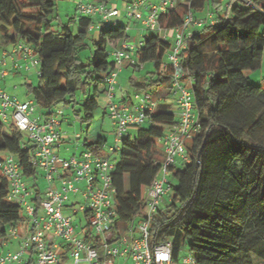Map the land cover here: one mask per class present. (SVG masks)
<instances>
[{"label": "trees", "instance_id": "obj_1", "mask_svg": "<svg viewBox=\"0 0 264 264\" xmlns=\"http://www.w3.org/2000/svg\"><path fill=\"white\" fill-rule=\"evenodd\" d=\"M55 1L0 0L1 38L8 43L22 40L33 48L39 61L37 84L28 83L26 92L41 109L42 119L59 104H78L80 108L73 109L76 117L89 125L98 107V88L102 85L105 92V76L114 67L107 40L125 37L126 25L100 23L91 53L82 60L79 51L86 46L93 19L79 14L75 31L68 23L53 28ZM188 10L195 19L206 11L215 18L212 24L190 27L179 53L182 80H193L190 90L199 130L186 143L189 160L170 167L171 197L159 208L151 231L171 238L174 261L186 245L196 264L264 263V86L249 82L244 74L258 69L264 56V0H176L159 15V25L169 30L181 26ZM139 43L134 57L142 68L151 62L153 69L131 77L130 85L135 92L149 93L154 108L146 112L148 126H131L137 128L135 134L122 136L115 150L119 157L112 184L120 222L131 220L141 207L142 188L157 176L163 157L157 139L178 119L168 108L177 99L174 68L167 59L171 39L145 30ZM90 87L93 94L82 100ZM82 143L103 155L101 136ZM31 149L12 122L0 120V159L13 155L25 179H33L31 202L37 207L43 191L29 162ZM7 194L8 182L0 173V239L5 240L7 229L26 219L22 206L7 200Z\"/></svg>", "mask_w": 264, "mask_h": 264}, {"label": "built area", "instance_id": "obj_2", "mask_svg": "<svg viewBox=\"0 0 264 264\" xmlns=\"http://www.w3.org/2000/svg\"><path fill=\"white\" fill-rule=\"evenodd\" d=\"M251 4L252 0H241ZM145 0H132L127 4L129 18L140 22L144 30L158 32L162 38L173 35V42L167 54L174 68L172 86L177 99V122L169 131L157 139L163 152V160L157 176L141 191L142 205L131 220L120 222L117 216L115 187L112 184V172L115 163L109 156L93 153L84 148L79 155L68 158L54 152L66 135L62 133L58 116L60 109L54 110L42 123L34 116L33 100L20 101L9 96L0 88V120L4 124L13 123L15 128L26 136L32 149L29 162L35 170L41 171L48 182L44 188L38 206L31 202L33 189L25 179L18 161L11 154L0 159V173L8 182L7 200L18 203L25 213L21 225L10 226L7 236L17 240V251L3 252L8 242L0 239V264L21 263L24 256L33 258V264H172L173 246L171 238L151 231L164 196L171 191V166L187 162L186 143L199 130L198 116L194 108V98L190 90L191 77L184 82L179 71V53L185 47L186 39L191 35V25L202 26L214 23V13L206 11L202 18L195 19L188 10L181 26L173 29L159 25V15L172 9L176 0H162L142 11ZM80 15L99 23L115 25L114 18L118 10L107 6L104 0H80L77 3ZM94 22L89 25L92 28ZM98 28V26H96ZM117 39H108L107 45L113 48L114 67L105 76V95L108 99L106 113L112 120L116 132L115 152L123 133L131 126L144 123L146 112L152 111L154 103L149 93L143 97L135 94V102H116L115 85L118 71L124 62L142 68L133 55L136 45L128 44L125 38L117 47ZM0 57V79L9 72L22 67L30 70L38 66L39 61L33 48L22 40L14 43L4 42ZM140 44V43H139ZM24 63L20 65L18 60ZM38 73V71H37ZM83 144V143H82ZM27 147V144H22ZM84 183L81 189L75 183ZM69 193L79 194L83 201L78 208L63 213L62 207ZM85 214L88 231H77L78 224L73 215ZM85 227V225H84ZM183 264H196L191 252L182 259Z\"/></svg>", "mask_w": 264, "mask_h": 264}, {"label": "rangeland", "instance_id": "obj_3", "mask_svg": "<svg viewBox=\"0 0 264 264\" xmlns=\"http://www.w3.org/2000/svg\"><path fill=\"white\" fill-rule=\"evenodd\" d=\"M123 0H109L110 3H120ZM127 1V0H125ZM131 1V0H130ZM150 2L154 3H159L162 0H149ZM56 9L53 14V18H50V24L52 25L53 28L58 27L61 24H70V26L76 30L75 24L71 22V18L75 15H78L77 11L74 10V6L65 1V0H56ZM124 15V21L127 23V29H126V34L127 36L121 37L119 39L127 41L128 44H136L137 41L140 39L143 33H145L144 27L141 26L139 21L133 18H129L125 14ZM92 29V28H90ZM91 34L93 32L91 30L88 31V36L85 40L86 46H84L80 51H79V57L82 60H86V57L90 55L91 50H92V38ZM171 41L173 42L174 38L173 35L169 37ZM5 39L1 38V32H0V57L3 51V47H9L5 46L4 44ZM107 53L109 54V59L114 60V55L111 53V47L107 45L106 48ZM39 66H36L38 68ZM34 69V68H33ZM153 69V64L151 62H147L144 64L142 69H136L132 66H130L127 62H124L121 69L118 71L117 79H116V85H115V93L119 92V88L121 87L122 89L128 91L130 93V100L135 102V94H137L139 97H143L145 91H140V92H135L133 88L130 85V78L131 77H136L140 78L146 74L147 71ZM31 75L26 76L25 71H20V73H13L9 75L8 77H5L4 79L2 78L0 80V88L4 89L5 92L11 96L14 97L20 101H25L26 99L30 97V95L27 94V84L26 83H32L33 85L37 84V72H34V70H28ZM245 76L247 77V80L252 83H256L259 85L264 86V67L258 68L256 70L252 71H244ZM93 94V88L90 87L89 91L86 92L84 95H82V100L89 97L90 95ZM120 94V92H119ZM99 97V94L96 96ZM116 102H119L120 96L114 99ZM80 106L77 104L74 106V108H71L69 106H66L65 104H59L57 107L54 108V110L60 109L62 111V115L58 116L57 119L61 122V131L66 135V138L62 143H60L59 148L54 149V152L58 154L60 157L63 158H68L72 155H79L83 150L84 147L82 146V141L85 138H94L97 134H100L102 138L105 139L104 146L102 148V154L105 156H109L110 161L113 163H116L118 160V153L117 152H111V149L116 146L115 138H116V132H115V127L112 123L111 118L109 115L106 113L105 109L103 106L100 104L98 105L97 109L93 113V120L92 122L87 125L85 123H82L79 118L76 117L74 110L79 109ZM170 111H172L175 116H178V111L176 106L174 104H171L169 107ZM158 111V108L156 109ZM41 113V109L38 108L37 106H34V111L33 114L37 117L39 123H42L44 119L40 118L41 116L39 115ZM148 124L144 123L142 127H147ZM7 127V125H5ZM137 128L136 127H129L124 133L123 137L130 135L133 136L136 132ZM24 139H26V136H24ZM121 142L118 143V147L120 146ZM4 154L2 155V157ZM163 160V157L160 156V161ZM38 178L36 179V182L38 183L39 188L43 191L44 188L48 185V182L46 179L43 177V173L41 171L37 172ZM33 179L27 180L28 182ZM75 186L79 188L84 187V183H75ZM171 197V191L167 193L163 201L161 203V207H164L167 201H169V198ZM83 199L81 198L80 193L79 194H73L69 193L68 195V200L65 201L64 206L62 207V212L63 213H69L73 207L75 209L78 208L79 203H74L73 206H69L73 202H81ZM21 215L24 216L25 213L23 209L21 210ZM73 220H75V223L78 224L77 231L83 228V232L88 231V226L84 227L86 225V219L85 216L79 212L78 214L73 215ZM6 241L8 242L7 247L5 248L4 253L7 251L15 252L17 251V240H13L12 237L7 236ZM15 247L13 248L11 245L15 244ZM12 247V248H11ZM190 250L188 246H183L177 261H173L172 264H183L182 259L189 254ZM27 258L24 256L21 258V263L20 264H28L27 263ZM6 264H18L17 262H12V263H6ZM256 264H264V263H259V261H256Z\"/></svg>", "mask_w": 264, "mask_h": 264}, {"label": "crops", "instance_id": "obj_4", "mask_svg": "<svg viewBox=\"0 0 264 264\" xmlns=\"http://www.w3.org/2000/svg\"><path fill=\"white\" fill-rule=\"evenodd\" d=\"M65 1L71 3V4L74 6V10L77 11V3H78L80 0H65ZM131 1H132V0H131ZM129 2H130V0H127V1L123 0L122 2H120V3H118V4H116V3H110L109 0L106 2L107 6L114 7V8H116V9L118 10V15L114 18V20H115L116 23H118V24L126 25V29H127V23H125V21H124V19H123V18H124L123 13L125 12V14L127 15V4H128ZM227 3H228V2L225 1V3H224V7H223V11L225 10ZM152 4H157V3H154V2L152 3V2H150L149 0H145V3H144L145 6L141 8L142 11L145 12V11H146L145 8L151 6ZM77 13H78V11H77ZM204 14H205V12L198 13L197 16H198L199 18H202V17L204 16ZM78 15H79V13H78ZM78 15H75V14H74V16L71 18V22H72L73 24H75V26L78 25V23H77ZM127 16H128V15H127ZM137 21H138V20H137ZM93 22H94V25H93L92 29H88V30H91V31L93 32V34H91V35H92L91 38H92L93 40H97V38H98V36H99V31H98V28H97L96 26H98L100 23H99V20H97V18H94V19H93ZM139 23H140V22H139ZM199 27H200V26H197V25L191 26V28H199ZM143 34H144V33H143ZM143 34H142V36H143ZM126 36H127V34H126ZM142 36H141L140 39L137 41V43H136V44H133V45H138L139 42H140L141 39H142ZM170 36H171V34H169L168 37H170ZM116 42H117V47H120V46H121V42H122V40H121V39H118ZM112 52H113V48L111 47V53H112ZM18 63H19L20 65H22V64L24 63V61H23L22 59H19V60H18ZM262 67H264V56H263V59H262V63H261V65H260V68H262ZM33 68H34V69H33ZM30 70H34V72H37V71H38V68H36V66H35V67H32ZM20 71H25L26 76L31 75V74L29 73L28 70H25V69H23L22 67H20L19 69H16V70H13V71L9 72V74H8L7 76H5V77H8L9 75H11V74H13V73H18V74H19ZM5 77H4V78H5ZM4 78H3V79H4ZM0 80H1V79H0ZM28 83H29V82H28ZM28 83H26V84H28ZM3 90H4V89H3ZM102 90H103V86L101 85V86H99V88H98V91H100V93H98V94H99V97H96V100H97L98 105L100 104L101 106H103V108H104L105 111H106V104H107V102H108V99H107V97H106V95H105V92H103ZM4 91H5V90H4ZM119 92H120V94H119ZM119 92H118V93H115V95H114V97H113V100H114L115 98H117L118 96H120V100H119V102H121V100H122L123 97L127 98L126 101L129 102L130 99H128V96H130V93H129L128 91L122 89L121 87L119 88ZM30 99H31V98L29 97L28 100H30ZM26 100H27V99H26ZM114 101H115V100H114ZM131 101H132V100H131ZM173 104H174V106H176V108H177V103H176V102H173ZM40 114H41V113H40ZM40 114H39V115H40ZM34 116H35V115H34ZM35 117H36V116H35ZM40 118H42V117H40ZM60 127H61V126H60ZM98 136H100V134H97L94 138H88V139H90V140H91V139H95V138H97ZM64 139H65V138H64ZM64 139H62L60 143H62V141H64ZM57 148H59V147H55V149H57ZM29 183H30V182H29ZM30 184H31V183H30ZM17 243H18V241H17ZM15 245H16V243H15V244H12L11 246L14 248ZM6 247H7V245L4 247L3 252L5 251V248H6ZM12 247H11V248H12ZM27 263H28V264H33V258L28 259V260H27Z\"/></svg>", "mask_w": 264, "mask_h": 264}]
</instances>
